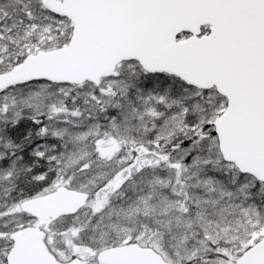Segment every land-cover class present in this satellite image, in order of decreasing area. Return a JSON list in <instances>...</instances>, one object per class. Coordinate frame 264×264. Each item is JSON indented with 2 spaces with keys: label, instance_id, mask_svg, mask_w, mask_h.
<instances>
[{
  "label": "snow or ice",
  "instance_id": "6c2138e0",
  "mask_svg": "<svg viewBox=\"0 0 264 264\" xmlns=\"http://www.w3.org/2000/svg\"><path fill=\"white\" fill-rule=\"evenodd\" d=\"M0 264H264V0H0Z\"/></svg>",
  "mask_w": 264,
  "mask_h": 264
}]
</instances>
